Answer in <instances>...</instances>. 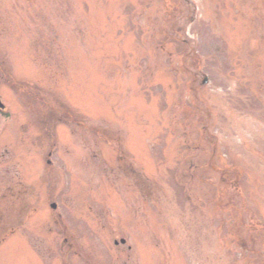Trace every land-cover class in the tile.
I'll return each instance as SVG.
<instances>
[{
    "label": "rangeland",
    "instance_id": "obj_1",
    "mask_svg": "<svg viewBox=\"0 0 264 264\" xmlns=\"http://www.w3.org/2000/svg\"><path fill=\"white\" fill-rule=\"evenodd\" d=\"M0 98V264H264V0H0Z\"/></svg>",
    "mask_w": 264,
    "mask_h": 264
},
{
    "label": "trees",
    "instance_id": "obj_2",
    "mask_svg": "<svg viewBox=\"0 0 264 264\" xmlns=\"http://www.w3.org/2000/svg\"><path fill=\"white\" fill-rule=\"evenodd\" d=\"M221 184H227V185L231 184V186L233 187L234 190H236L237 187L239 186L238 182L235 183L234 179H232V181H230V180L226 181V180L222 179ZM222 202H223V200H222ZM220 205H224V204H220Z\"/></svg>",
    "mask_w": 264,
    "mask_h": 264
},
{
    "label": "water",
    "instance_id": "obj_3",
    "mask_svg": "<svg viewBox=\"0 0 264 264\" xmlns=\"http://www.w3.org/2000/svg\"><path fill=\"white\" fill-rule=\"evenodd\" d=\"M3 106H2V104H1V102H0V108H2Z\"/></svg>",
    "mask_w": 264,
    "mask_h": 264
},
{
    "label": "flooded vegetation",
    "instance_id": "obj_4",
    "mask_svg": "<svg viewBox=\"0 0 264 264\" xmlns=\"http://www.w3.org/2000/svg\"><path fill=\"white\" fill-rule=\"evenodd\" d=\"M197 81V80H196ZM200 125H202V123L200 124ZM207 130V129H206Z\"/></svg>",
    "mask_w": 264,
    "mask_h": 264
}]
</instances>
